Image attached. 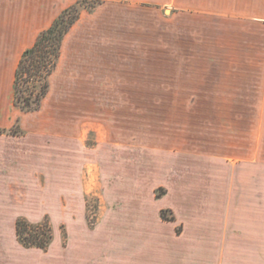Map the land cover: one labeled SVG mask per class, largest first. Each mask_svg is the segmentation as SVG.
<instances>
[{
    "label": "rangeland",
    "instance_id": "374dc122",
    "mask_svg": "<svg viewBox=\"0 0 264 264\" xmlns=\"http://www.w3.org/2000/svg\"><path fill=\"white\" fill-rule=\"evenodd\" d=\"M89 1L81 56L67 42L40 108L6 132L22 157L0 190L15 173L26 197L2 202L0 264H198L210 184L264 164V10ZM19 217L50 223L46 250L19 243Z\"/></svg>",
    "mask_w": 264,
    "mask_h": 264
},
{
    "label": "crops",
    "instance_id": "0c3cea01",
    "mask_svg": "<svg viewBox=\"0 0 264 264\" xmlns=\"http://www.w3.org/2000/svg\"><path fill=\"white\" fill-rule=\"evenodd\" d=\"M75 1L0 0V93L4 88L10 90V106L12 105V110H10L14 112L12 121L7 126L0 124V129L5 130L4 133H0V170L16 171L22 157L20 147L16 146V139L19 137L6 134L16 120L24 122L20 111L13 109L12 104L13 74L17 62L22 51L33 44L37 35L46 29L63 9ZM103 1L102 4L112 1L167 4L181 10H223L231 8L226 4L233 2V0ZM242 1L247 4L246 9L264 10V0ZM80 14L63 38L60 57L52 74L60 69L64 49L68 47V43L72 42L69 50L72 51L73 58L81 56L78 53L81 51L78 42L81 39L84 13ZM66 43L67 45H65ZM31 160L30 158L28 161ZM30 163L36 164V162ZM258 166L256 178H229L221 183L210 184L216 203L213 204L214 209L211 210L209 216L215 230L208 244H199L196 247L197 252L194 257L197 258L198 264H264V164L260 163ZM13 179L20 182L19 176H16L15 173L11 179L6 177L4 180L3 178L5 182L0 190V208L4 207L2 204L4 199L20 203L21 199L26 197L24 192L22 194L14 192ZM20 183L24 186L22 181ZM200 195L204 197V193ZM217 208L220 210L217 211ZM184 232L185 228L178 236Z\"/></svg>",
    "mask_w": 264,
    "mask_h": 264
},
{
    "label": "trees",
    "instance_id": "16d2710c",
    "mask_svg": "<svg viewBox=\"0 0 264 264\" xmlns=\"http://www.w3.org/2000/svg\"><path fill=\"white\" fill-rule=\"evenodd\" d=\"M95 1L101 3L100 0ZM88 2L90 1L76 0L63 9L53 22L37 35L33 44L22 51L13 74L12 104L15 108L22 112H34L40 108L48 92L49 77L60 57L63 38L79 18L80 11L86 7H94L86 6ZM4 132V129H0V133ZM15 233L17 240L24 247L41 250H46L53 238L52 227L46 219L30 222L24 217H19L15 222Z\"/></svg>",
    "mask_w": 264,
    "mask_h": 264
}]
</instances>
